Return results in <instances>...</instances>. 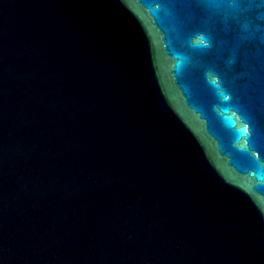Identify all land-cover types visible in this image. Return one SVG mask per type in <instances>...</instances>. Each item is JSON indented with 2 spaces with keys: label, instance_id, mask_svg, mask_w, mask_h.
<instances>
[{
  "label": "water",
  "instance_id": "95a60500",
  "mask_svg": "<svg viewBox=\"0 0 264 264\" xmlns=\"http://www.w3.org/2000/svg\"><path fill=\"white\" fill-rule=\"evenodd\" d=\"M0 130L264 250V0H0Z\"/></svg>",
  "mask_w": 264,
  "mask_h": 264
},
{
  "label": "snow or ice",
  "instance_id": "6c2138e0",
  "mask_svg": "<svg viewBox=\"0 0 264 264\" xmlns=\"http://www.w3.org/2000/svg\"><path fill=\"white\" fill-rule=\"evenodd\" d=\"M205 39H207V37H205ZM201 47H203L204 45H200Z\"/></svg>",
  "mask_w": 264,
  "mask_h": 264
}]
</instances>
